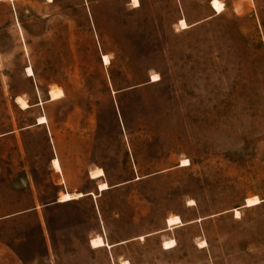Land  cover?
I'll return each mask as SVG.
<instances>
[{
    "label": "rangeland",
    "instance_id": "1",
    "mask_svg": "<svg viewBox=\"0 0 264 264\" xmlns=\"http://www.w3.org/2000/svg\"><path fill=\"white\" fill-rule=\"evenodd\" d=\"M137 1L0 0V264H264V0Z\"/></svg>",
    "mask_w": 264,
    "mask_h": 264
},
{
    "label": "bare ground",
    "instance_id": "2",
    "mask_svg": "<svg viewBox=\"0 0 264 264\" xmlns=\"http://www.w3.org/2000/svg\"><path fill=\"white\" fill-rule=\"evenodd\" d=\"M49 2H52V0H48ZM134 3L137 5L138 4V1L137 0H134ZM211 9L217 13V14H221L223 12V9H224V5L222 4V2H220L219 0H211L210 1V5ZM179 26L181 27V29H186L187 28V25L185 23L184 20H180L179 21ZM102 63H103V66H106L109 64V58L107 55H103L102 57ZM26 73H27V76L28 77H31L33 75V72L31 70V68H27L26 70ZM154 79L156 77H153ZM63 97V93L60 89H57V90H54V91H51L50 92V99L51 101H56V100H59ZM16 103L20 106L21 109L25 110L27 108H29L25 102H23L20 98H16ZM46 123V119L45 117H40L38 119V125H43ZM52 165L54 167V169L58 172L61 171V167H60V164H59V161L54 158L52 160ZM189 165V161L188 160H183L181 161V164H180V167H187ZM90 175V179L91 180H98V179H101L104 175L102 173L101 170H95V171H91L89 173ZM107 189V186L106 184H100L98 186V190L99 191H104ZM84 195L82 194H71L69 195L68 193L66 194H63L61 197H60V200L59 202L60 203H68V202H71V200H74V199H78L80 197H82ZM262 201L259 200L257 197H252L250 198L249 200L246 201L245 203V207H248L250 208V206H255V205H258V204H261ZM235 215L238 217L239 216V212L238 211H235ZM179 225H182L181 223V220L179 217L177 216H174V217H170L168 219H166V226L171 229V228H176L178 227ZM204 244V242H202ZM104 241L103 239L100 237V236H97L95 238H93L90 242V246L94 249H97V248H102V247H105L104 246ZM162 247L164 250H170V249H173L175 248L176 244L174 242V240L170 239V240H167V241H164L162 243Z\"/></svg>",
    "mask_w": 264,
    "mask_h": 264
},
{
    "label": "crops",
    "instance_id": "3",
    "mask_svg": "<svg viewBox=\"0 0 264 264\" xmlns=\"http://www.w3.org/2000/svg\"><path fill=\"white\" fill-rule=\"evenodd\" d=\"M64 193H67V192H64ZM89 195L91 196V195H93V194H92V193H91V194H87V195H84V197H87V196L89 197ZM73 201H76V200H73ZM71 202H72V201H71ZM71 202H70V203H71ZM70 203H65V204H70ZM63 205H64V204H63ZM90 240H91V239H90Z\"/></svg>",
    "mask_w": 264,
    "mask_h": 264
},
{
    "label": "water",
    "instance_id": "4",
    "mask_svg": "<svg viewBox=\"0 0 264 264\" xmlns=\"http://www.w3.org/2000/svg\"><path fill=\"white\" fill-rule=\"evenodd\" d=\"M89 194H91V193H89ZM262 201V203L264 202V200H261Z\"/></svg>",
    "mask_w": 264,
    "mask_h": 264
}]
</instances>
